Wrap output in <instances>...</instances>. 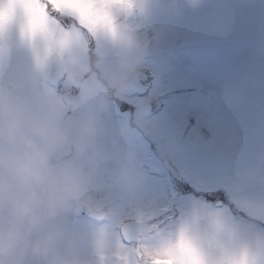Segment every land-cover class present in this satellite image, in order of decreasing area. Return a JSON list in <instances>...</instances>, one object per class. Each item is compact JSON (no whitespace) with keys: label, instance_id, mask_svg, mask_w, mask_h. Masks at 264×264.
<instances>
[{"label":"rangeland","instance_id":"obj_1","mask_svg":"<svg viewBox=\"0 0 264 264\" xmlns=\"http://www.w3.org/2000/svg\"><path fill=\"white\" fill-rule=\"evenodd\" d=\"M138 2L144 14L118 15L115 24L81 15L87 31L54 13L42 36L18 26L0 32V152L10 148L12 117L20 136L42 146L33 135L39 125L54 127L60 138L68 134L75 156L59 159L53 144L50 165L77 178L88 207L78 211L71 204L47 219L44 232L58 235L53 254L31 264H110L122 250L121 222L144 217L165 228L147 237L145 247L187 230L210 261L226 262L246 248L255 264H264L258 222L264 219V0ZM116 25L135 45L139 66L155 75L151 93L165 100L159 114L144 112L149 95L120 89L127 69L110 38ZM58 44H70L80 57L59 92L48 79ZM74 77L82 82L71 105L63 91ZM203 89L215 93L212 101ZM149 135L158 140L155 148ZM163 160L180 174L171 178ZM99 206L108 219L88 215ZM6 214L0 208V219Z\"/></svg>","mask_w":264,"mask_h":264},{"label":"clouds","instance_id":"obj_2","mask_svg":"<svg viewBox=\"0 0 264 264\" xmlns=\"http://www.w3.org/2000/svg\"><path fill=\"white\" fill-rule=\"evenodd\" d=\"M49 2L54 7H63L67 0ZM128 2L131 7L119 16L126 17L137 11L145 13L138 0ZM117 19L114 22L109 20L107 24H115ZM34 23L36 27L28 34L42 36L46 21ZM120 28V25H116L117 30L110 38L113 46L120 49L119 55L127 69L120 81L123 86L139 73L140 68L139 59L134 54L135 45L124 38ZM53 51L66 68H74L80 63L78 52L70 44H58ZM51 103L54 106L56 102ZM33 135L39 137L43 146L30 136H20L18 119H9L6 139L10 148L0 152V208L7 210L6 216L0 219V264H31L33 260H48L53 254L58 235L44 232L43 223L68 210L80 194L77 178L70 171L56 173L50 165L49 148L59 142V132L54 127L39 125ZM191 237L187 230L178 231L174 239L160 241L159 252L157 247L150 248L152 257L147 255L149 248L141 245L130 251L128 264H155L156 260L163 264H175V257L166 251L168 248L183 249L189 253L192 264H199L202 257L195 254ZM245 253L248 250L241 249L233 254V259H243ZM249 259H252L250 255Z\"/></svg>","mask_w":264,"mask_h":264},{"label":"snow or ice","instance_id":"obj_3","mask_svg":"<svg viewBox=\"0 0 264 264\" xmlns=\"http://www.w3.org/2000/svg\"><path fill=\"white\" fill-rule=\"evenodd\" d=\"M69 5H75L71 7ZM131 4L128 0H67L66 4L61 7L49 0H0V32L10 31L13 27L18 26L22 33H28L34 30L38 21H46L52 18L54 13H62L65 19L76 23L83 31H87L80 24L79 17L85 15L97 21L98 25H106L109 20L114 22L115 18L125 11ZM192 248L195 254L202 257L199 264H255V261L249 259V254L245 253L243 259H229L226 262L210 261L201 245V243L192 235ZM131 244V241H129ZM146 248H148L146 246ZM121 252L117 253L120 260L128 264V257L131 249L122 243ZM166 251L175 257V264H192L189 259V253L183 249L168 248ZM157 252L159 248L157 247ZM143 255V254H142ZM152 257L153 253L149 248L147 253ZM155 264H163L162 261L156 260Z\"/></svg>","mask_w":264,"mask_h":264},{"label":"water","instance_id":"obj_4","mask_svg":"<svg viewBox=\"0 0 264 264\" xmlns=\"http://www.w3.org/2000/svg\"><path fill=\"white\" fill-rule=\"evenodd\" d=\"M53 58H54V61H55V65H54L55 68H60L61 67V63L59 62V60H58V58H57L55 53L53 54ZM58 72H60V69H58Z\"/></svg>","mask_w":264,"mask_h":264},{"label":"flooded vegetation","instance_id":"obj_5","mask_svg":"<svg viewBox=\"0 0 264 264\" xmlns=\"http://www.w3.org/2000/svg\"><path fill=\"white\" fill-rule=\"evenodd\" d=\"M159 230V228H155V227H153V230L152 231H158ZM141 241V240H140Z\"/></svg>","mask_w":264,"mask_h":264}]
</instances>
